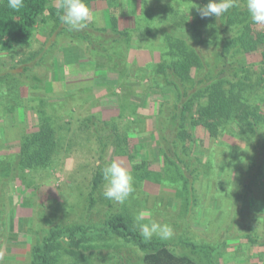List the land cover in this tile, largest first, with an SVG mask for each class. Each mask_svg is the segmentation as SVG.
<instances>
[{"label": "trees", "instance_id": "16d2710c", "mask_svg": "<svg viewBox=\"0 0 264 264\" xmlns=\"http://www.w3.org/2000/svg\"><path fill=\"white\" fill-rule=\"evenodd\" d=\"M95 1L111 3L109 28L103 25L104 20L94 24L92 16L83 30H69L60 19L64 14L60 0L57 5L54 0H24L23 7L18 10L11 9L8 0H0V57L29 47L41 25L52 26L49 33L54 35L48 46L33 53L39 58L33 66L28 63L34 57L31 54L27 55L22 71L15 70L16 65L12 64L0 68V112L14 117L18 109L28 108L38 114L35 131L28 132V122L23 119L22 122L12 120L0 134L2 142L16 141L15 148L0 157V227L6 208L7 183L21 178L26 171L31 173L52 167L60 149L66 151L72 146L73 137L70 140L62 130L67 129L70 122L80 120H73L76 110L69 109L70 122L57 123V119L66 118V114L60 117L64 110L59 109L64 106L61 101L55 102L53 104L60 106L51 104L49 110L48 96L43 94L44 83L39 89L38 85L32 87L37 81L36 65L43 66L47 74L52 62L44 58L50 52L48 49L52 56L62 42L80 40L86 43L91 59L100 57L108 71L123 74L136 33L140 48L148 49L151 55L158 54L157 61L152 56V61L142 68L143 72L137 71V78H147L149 86L161 90L163 95L167 93L165 90H171L168 99L158 101L154 114L153 131L162 158L161 172L150 169L148 160L133 163L144 144L133 148L132 153L127 147L128 133L144 127L141 125L144 121L140 122L142 119L136 114L137 105L131 103L130 113L121 105L117 120L87 115L81 119L79 129L90 132L87 140L97 145L94 150L100 161L88 170L90 178L85 187L88 209L99 201L97 194L105 184L102 170L110 165L107 156L112 146L114 154L126 155L133 161L130 173L137 182V194L146 195L141 190L144 181L156 182L172 190V200L181 202L183 199L185 217L191 220L199 206L214 210L212 202L200 196L198 184L206 180L209 182L206 191L219 192L224 182L230 191L227 196L232 199L226 209L232 213L225 220L220 215L221 221L212 220L209 226L216 223V230L232 229L229 232L234 234L229 238H239L238 243L248 248L258 246L264 260V214H258L257 204L251 202L257 182L261 180L264 186V25L252 21L247 0H236V6L219 17L207 18H201L192 7H202L208 0H140L133 15L135 28L120 29L119 21L131 12L125 10L120 0H84L89 9ZM116 11L120 18L115 15ZM144 13L149 16L148 26L139 34L137 29L140 21L145 20ZM252 57L256 61L250 60ZM46 74L42 81L47 80ZM69 106H73L72 103ZM53 112L60 113L56 116ZM131 114L132 121L121 126ZM195 130L201 145L211 147L206 159L192 153ZM8 131H17V135L6 139L3 135ZM232 151V156L226 155ZM35 190L36 187H32V191ZM123 206L114 203V211H109L99 226H59L60 221L39 217L27 264H63L65 259H69L67 264H77L91 256L102 260L103 251L105 256L116 258V264H203L206 261L217 264L214 258L217 245L195 244L184 239L181 243L191 248L190 258L177 255L174 247L164 239L153 236L145 240L132 217L121 210ZM112 240L120 245H108ZM126 246L130 249H125Z\"/></svg>", "mask_w": 264, "mask_h": 264}, {"label": "rangeland", "instance_id": "374dc122", "mask_svg": "<svg viewBox=\"0 0 264 264\" xmlns=\"http://www.w3.org/2000/svg\"><path fill=\"white\" fill-rule=\"evenodd\" d=\"M54 1V4L57 5L58 0ZM120 1L125 10L127 9L131 13L130 16L128 15L121 22L119 21L118 27L120 29L135 28L133 15L138 5L137 1L140 0ZM110 7L111 3L106 1L91 2L90 10L94 11L92 14L94 24L104 20L103 25L109 28V10H112ZM115 15L120 18L119 11H116ZM147 17L149 16L144 13L145 20L140 21L141 26L137 29L139 34L142 33L141 29L144 30L145 26H148L146 22ZM51 28L52 26H39L34 33L29 47L19 48L9 54V56L0 57V68L12 64L16 65L15 70L22 71V68L25 66V60H27V55L39 53L41 47L48 46L54 38V35L50 36L51 33H49L51 32ZM137 37L139 38L135 33L131 41L126 72L123 74L108 71L104 59L100 57L91 59L86 48V43L80 40L62 42L60 48L53 52L52 56L50 55L51 50L48 49L50 52L49 54H45L44 58L45 61L49 59L52 62L47 74L43 66L36 65L34 75L37 77V81L35 82L36 85L34 84L32 87L36 88L38 85L37 88L39 89V85L44 83L43 94L48 96L47 108L49 110L50 105L55 102L61 101L60 103L64 106L60 109L55 108L64 110L60 114V117L66 114V118L57 119V123L64 125V122H70L69 119L71 117L67 113L69 109L72 111L76 110L73 113V120L75 118H80V120L70 122L69 126H67L68 128L62 130L70 140L73 137L72 146L66 150L67 152L64 150L65 148L60 149V154L51 164L52 167L44 171L31 173L26 171L21 175V178L17 177L7 183L4 205L6 208L3 210L0 227V264H27L29 262L30 248L36 238L37 227L35 223L39 217H42L44 220L60 221L59 226H74L77 224L99 226L104 222L106 214L109 211H114L112 206L116 202L106 199L103 195L105 184L99 194H97L98 203L92 209H88L86 199L87 189L85 188L87 178H90L88 170L90 167L99 165L100 161L98 162L96 158L95 147L97 145L93 141L89 142L87 140L89 136L91 137L90 132L79 129L81 119L87 117V115L95 114L99 116L98 118L105 120L113 118L117 120L121 105L129 110L127 111L128 113L131 110L129 106L131 107L132 104L137 105L136 114L137 116L140 115L139 117L142 119L140 122L144 121L141 124L144 127L140 126L139 131L128 133L127 147L130 150L132 149V153L133 148H136V146L139 147L143 144L145 146L140 148L139 153L134 158V162L130 161L126 155L114 154V149L111 146L107 161L109 164L115 161L130 172L131 162L136 163V161L148 160L151 163L150 169L161 172L162 158L158 152L156 136L153 131L154 114L158 101L168 99L171 90H165L167 93L163 95L161 90L149 86L147 78H137V71L143 72L146 65L152 61V56L155 61L158 60V54L151 55L148 49L140 48L141 44L138 46ZM140 42L142 43V40ZM38 59L34 55L28 63L33 66ZM250 60L256 61V58L252 57ZM45 74L47 75V80L42 81L41 79L44 78ZM139 76L141 77V75ZM24 94L25 90L23 89ZM34 98L36 99V95ZM70 103L73 106H69ZM56 104L51 106H60L59 103ZM16 112L17 114L14 117L11 114L6 115L0 112V134L12 120L22 122L23 119H26L28 122L26 128L28 132L37 129L38 114L35 113L36 111L26 108L18 109ZM59 113L53 112L56 116ZM128 117L130 118L124 120L121 126L132 121V114ZM51 119H53V116ZM193 134L196 139L195 146L192 148L193 155L205 157L206 159L208 150L211 147H203L201 145L197 130L193 131ZM16 135L17 131H8L3 137L11 139ZM15 144L16 141H0V157L7 155L9 149L15 148ZM146 152L148 153L147 155ZM226 155L232 156L233 151L226 153ZM1 168L0 166V170ZM216 178L221 180L218 175ZM204 181L198 184V191L202 198L205 197L212 202L211 208H214V210L206 208L207 212L206 209H203V206H199V208H195L192 220L188 216L185 217L186 206L181 197V202L180 200L179 202L172 200V190L163 188L158 183L152 181H144L142 183L141 190L146 195H141L142 193L137 194L138 185L133 180L134 192L123 203L124 206L121 210L126 211L132 217L136 226H138L136 218L141 213H145V215L139 223L150 224L155 221L160 224L170 225L173 229V235L171 238L164 240L172 248L174 247V252L177 255L182 254L192 258L190 254L191 248L181 243V241L187 239L195 244L217 245L218 248L214 253L217 264H264L262 256L259 255L260 249L258 246L248 248L246 244L238 243L240 241L239 238H229V236L234 234V232H229L230 230L233 231L230 228L229 230H220V228L216 230V223L209 226L212 220L220 222L222 218L225 220L232 213L226 209L232 199L230 196H227L230 191L225 187L224 182H222L223 185L221 184L219 192H212L211 190L206 191V186L209 182ZM260 181L257 182L256 191L251 193V202L257 204L256 207L259 210L257 213L263 215L264 186ZM32 187H36L34 192L32 191ZM203 193L205 194L203 195ZM208 194L209 198L207 197ZM109 203H111V207ZM143 203H145V206ZM147 203L148 206L152 207L153 204L156 206L150 209ZM40 213H42V216H40ZM220 215L222 218H220ZM262 218L264 219L263 216ZM222 225L224 224L220 226ZM154 237L157 236L154 235ZM224 241L225 243L223 244ZM108 245L114 247L120 245V243L112 240L108 242ZM125 249L130 248L126 246ZM102 254L104 255L102 260L96 256H91V258L79 260L77 264H116V258H112L111 255L105 256L104 251ZM67 260L69 261V259ZM67 260H63V264H67ZM203 264L210 263L206 261Z\"/></svg>", "mask_w": 264, "mask_h": 264}, {"label": "clouds", "instance_id": "9594fccd", "mask_svg": "<svg viewBox=\"0 0 264 264\" xmlns=\"http://www.w3.org/2000/svg\"><path fill=\"white\" fill-rule=\"evenodd\" d=\"M24 0H8L11 9L18 10L23 7ZM194 5V4H193ZM236 6V0H208L204 6L194 5L201 18L210 16L219 17L229 9ZM60 7L64 14L60 17L62 23L69 30L80 31L88 26L92 19V13L84 0H60ZM247 10L254 23L264 25V0H247ZM105 181L103 195L106 199L123 204L134 192L133 177L121 164L113 161L102 170ZM145 213L137 216L136 220L141 236L150 240L155 235L161 239H169L173 235V229L168 224H160L155 221L150 224L139 223Z\"/></svg>", "mask_w": 264, "mask_h": 264}]
</instances>
